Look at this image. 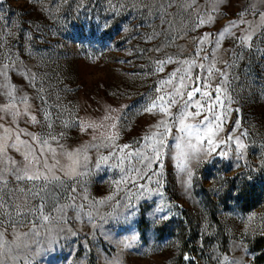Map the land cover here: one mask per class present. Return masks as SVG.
<instances>
[{
  "label": "rangeland",
  "instance_id": "rangeland-1",
  "mask_svg": "<svg viewBox=\"0 0 264 264\" xmlns=\"http://www.w3.org/2000/svg\"><path fill=\"white\" fill-rule=\"evenodd\" d=\"M0 16V80L15 97L0 94V108L20 113L0 111V264H258L264 0H0ZM185 61L203 65L185 91L224 93L210 154L193 152L188 141L206 139L181 133V107L167 103ZM153 103L168 114L145 111ZM162 120L161 157L137 174L125 154L151 157ZM13 168L54 179L17 180ZM250 191L260 197L245 210Z\"/></svg>",
  "mask_w": 264,
  "mask_h": 264
},
{
  "label": "snow or ice",
  "instance_id": "snow-or-ice-1",
  "mask_svg": "<svg viewBox=\"0 0 264 264\" xmlns=\"http://www.w3.org/2000/svg\"><path fill=\"white\" fill-rule=\"evenodd\" d=\"M3 19V16H0V20ZM231 23V22H230ZM235 25L233 24V27ZM228 29H225V32H227ZM254 31V29H253ZM221 35H224V33H221ZM250 37L246 36L244 37V41H246L247 39H249ZM243 42V41H242ZM218 43V41H217ZM202 59H206V57H203ZM163 63V62H161ZM184 63L189 64V67L187 69L184 68H180L177 69L176 72H173L171 74V78L166 81L165 83L167 84H172L173 79L177 80L179 83V86H173V92L170 94L172 96V98L170 99V101H168L167 103H169L170 105H179L181 107L180 110V114L178 117L179 121H180V129L179 131L181 133H187L189 136L191 135H195L198 144L203 145L204 141L206 139L207 141V147L206 148H200L197 147L196 145H192L191 141H188V145L190 148L193 149V152H199V151H203L205 154H210L211 152H214L216 150V148L218 147V143L217 140L215 139V137L217 136V134L223 130L222 125H223V119H222V115L226 118L227 116V108L225 106V101L221 99V95H223L224 93L222 92V88L221 87H216L214 89V91L216 93H218L219 95H216L214 98L212 96V92L210 91H201V86H196L191 88V90H187L188 88V84L185 83L186 80H188L189 82H193L192 78L190 76V72L193 68L196 67H203V65H197L194 61L189 63L188 61H185ZM214 65H211L209 69H206L205 71L208 73L209 76L213 75V74H217L219 73V70H215V72H213L214 69ZM5 75V72L3 69H0V77H3ZM197 79H199V77H197ZM203 87H210V85L208 84H203ZM9 89V85L3 81L0 80V94L6 95L9 99H14L15 97L13 96V91L8 90ZM157 91H160L159 89H157ZM200 93L201 97L203 98L204 103L201 102L200 99H195L196 94ZM177 97H179V99H177ZM159 99L161 101L165 100L164 96H160ZM211 101L210 106L208 105V102ZM21 103H26V98L21 97L20 99ZM196 108L197 111L193 112H189L187 111L189 108ZM14 105H6L3 108H0V111H5V112H9L10 114H12L13 116L16 115H20L19 112H15L13 111ZM217 108H221L223 109V113L222 114H218L217 113ZM155 109H158L160 112H163L165 115L168 114V109L162 106L157 105L156 103H153L151 108H145V111L151 112ZM202 113H211V119L209 118L208 115H204L203 119L198 120L196 125L190 124V123H185L186 119L192 118L195 119L196 117H200L202 115ZM47 118V117H46ZM33 122L35 121V117L32 118ZM213 121H215L216 123L214 124ZM200 124H204V129H203V134L201 132V128L199 127ZM158 129H162V131H158V132H154L152 133L150 136L146 137L147 140L152 141L150 147L152 149V153L153 155L151 157H149L146 154H141V153H126L125 155L127 157H130L132 155H135L137 157H139V159L136 160V164L132 165L131 167L135 168L137 174H140V169L138 167V165H140L142 162L147 161V165L146 166H150L151 163L153 161H158L161 157V149L164 147V138L167 135V133L170 131V129L168 128V124L165 121H160V123L157 125ZM154 137H158L156 139H153ZM107 139L111 140L112 137H108ZM228 139H232V137H229ZM41 140V144L42 145H46L47 141L44 140L43 138H40ZM223 141H221L222 143ZM101 145H96L95 147L99 148ZM102 146L104 147H111L112 145L110 144H103ZM127 147V146H125ZM238 147L240 149L244 148V144L243 143H239L238 141ZM103 160H107L108 157H102ZM124 157H120L121 162H123ZM32 162L30 161V164ZM36 163H39V161L37 160ZM44 167H46V165H43ZM123 171V169H121ZM13 174L15 175L17 180H31V181H35V180H40L43 179L45 181V183L47 182H51L52 179H54V177H49L47 175H44L43 173L36 171V172H32L31 174H29V169L28 168H21V169H12ZM0 175H2V173H0ZM189 175H191L189 173ZM44 185L42 184L41 187H43ZM34 195H39L38 192L34 193ZM15 205V202H14ZM17 208H20V205H15ZM23 207H28L27 204H23ZM37 211H39V209H36ZM0 211H2V209H0ZM61 212L63 211V209L60 210ZM157 212H162L163 209L162 208H158L156 210ZM47 218V217H46ZM164 217H162L163 219ZM234 264H237V262H234Z\"/></svg>",
  "mask_w": 264,
  "mask_h": 264
},
{
  "label": "trees",
  "instance_id": "trees-1",
  "mask_svg": "<svg viewBox=\"0 0 264 264\" xmlns=\"http://www.w3.org/2000/svg\"><path fill=\"white\" fill-rule=\"evenodd\" d=\"M254 192L255 191H250L249 198L244 200V204L242 207L243 209L248 210L250 208H253L257 204L260 196ZM252 244H253V248L258 251L257 255L255 256L254 262L258 264L263 263L264 262V238L254 239L252 241Z\"/></svg>",
  "mask_w": 264,
  "mask_h": 264
}]
</instances>
